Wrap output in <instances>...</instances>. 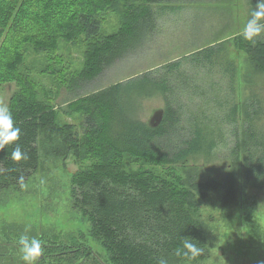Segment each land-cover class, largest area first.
<instances>
[{
  "label": "trees",
  "instance_id": "trees-1",
  "mask_svg": "<svg viewBox=\"0 0 264 264\" xmlns=\"http://www.w3.org/2000/svg\"><path fill=\"white\" fill-rule=\"evenodd\" d=\"M249 1L254 11L257 0ZM182 2L187 0H0V85L17 83L8 108L15 126L21 129L19 140L0 150V192L21 189L19 178L23 176L25 185L38 171L41 134L45 138L59 136L57 153L65 161L73 157L78 164L71 179L74 206L91 224L88 236L79 232L67 241L57 234L35 235L44 246L38 264H86L87 259L95 264H158L161 258L167 264H200L210 256V227L194 210L201 205L197 197H207L210 188L205 189L193 177H180L177 165H190V160L200 155L211 158L219 146V136L209 128L211 120L206 115L196 113L187 120L188 126L183 125L181 115L185 112L177 100L178 87L168 81L170 74L179 77L183 60L198 67L221 64V69L234 77V60L223 41L163 64L157 69L158 75H153L154 70L146 71L126 83L120 81L93 91L65 109L56 108L54 102L58 86L72 79L94 80L156 32L165 8ZM116 11L122 13L121 25L117 31L106 33L104 21ZM233 41L264 70L263 38L252 43L237 32ZM77 43L85 46L83 67L55 82L56 88L39 87L35 72L40 70L54 78L65 64L58 51ZM196 73L193 78L181 73L180 78L194 79ZM136 80L140 84L133 91ZM126 93L139 97L162 94L166 108L160 125L151 127L138 117L134 100ZM244 106L247 140L242 157L243 182L247 187L263 188L264 132L256 124L263 105L251 98ZM237 112L238 104L230 105L223 120L236 123ZM66 114L82 116V134ZM242 143L239 139L233 148L235 166L241 158ZM17 144L27 153V160L11 159ZM236 182L234 175L228 190L234 195L231 207L238 202ZM88 237L96 240L103 252L95 249ZM18 238L8 236L7 242H1L7 243L11 257L18 248V244L12 247ZM184 239L203 249L202 255L192 261L177 256Z\"/></svg>",
  "mask_w": 264,
  "mask_h": 264
},
{
  "label": "rangeland",
  "instance_id": "rangeland-1",
  "mask_svg": "<svg viewBox=\"0 0 264 264\" xmlns=\"http://www.w3.org/2000/svg\"><path fill=\"white\" fill-rule=\"evenodd\" d=\"M170 6L163 10L154 34L94 80L72 79L71 83L62 87L54 86L55 82L69 76L71 70L83 67L85 46L82 43L66 45L68 47L58 51L64 57L65 64L57 70L54 78L42 74L40 70L35 72V78L39 87L56 88V108L59 106L65 109L70 102L85 98L93 91L120 81L126 83L130 77L146 71L154 70L153 75H158L157 69L163 64L186 55L192 56L212 43L223 41L229 57L234 60V77L221 69V64L198 67L188 60L182 61L178 70L179 77L176 73L170 74L168 83L177 85V100L185 112L181 115L183 125L188 126L187 120L192 119L196 113L206 115L211 120L209 128L214 129L219 136V146L211 152V158L200 155L196 160L191 159L190 165H177L178 175L182 178L193 177L201 185L204 184L205 189L210 188L206 190L209 194L207 197H197L201 205L197 207L198 210L194 209L210 227V256L200 264H264V187L244 185L242 161L247 140L244 105L251 98H256L263 105L256 124L258 130L264 132V70L250 60L247 52L237 49L233 41L234 35L241 33L251 17L252 5L249 0H187ZM172 6H176V9H171ZM121 16V11L109 13L104 21V31H117L121 25ZM193 72H197L194 79ZM181 73H188L192 78H180ZM139 84L138 80L134 82L133 91L138 89ZM17 88L15 81L0 85V106H9L10 98ZM126 96L133 98L136 115L146 122L153 110L166 108L162 94L139 97L126 93ZM235 103L238 104L237 122L223 120L230 105ZM66 115L68 120L78 124L77 129L82 134L79 125L82 116ZM239 139L243 142L241 158L235 166L233 148ZM59 140V136L45 138L41 134V165L38 171L21 189L12 187L0 192V264H24L19 252H16L18 248L11 257L7 243L5 245L1 242H7L8 236L19 237L25 234L26 229L29 236L57 234L64 241L79 232L88 236L91 231L88 216L74 206L70 193L71 179L78 164L73 157L65 161L57 153ZM53 146L55 150H52ZM173 174L177 173L173 171ZM234 175L237 177L236 190L239 194L237 204L231 207L234 195L228 194V190ZM190 186L195 187L198 194L202 193L196 185ZM88 240L95 249L103 252L96 240L89 237ZM16 245V242L13 243V249ZM84 263L95 264L92 259Z\"/></svg>",
  "mask_w": 264,
  "mask_h": 264
},
{
  "label": "clouds",
  "instance_id": "clouds-1",
  "mask_svg": "<svg viewBox=\"0 0 264 264\" xmlns=\"http://www.w3.org/2000/svg\"><path fill=\"white\" fill-rule=\"evenodd\" d=\"M243 39L256 43L258 38L264 37V0H257L256 9L252 12L251 17L243 26L240 33ZM21 129L15 126V121L11 110L6 106H0V150L5 146L18 141ZM11 159L14 161L27 160L28 155L17 144L11 153ZM21 187H24V178H19ZM27 229L25 234H21L17 240L18 252L24 264H38L43 255V242L36 236H29ZM203 249L198 247L190 239L182 241V248L177 249L176 255L182 256L186 260L192 261L201 256ZM158 264H167V260L161 258Z\"/></svg>",
  "mask_w": 264,
  "mask_h": 264
},
{
  "label": "water",
  "instance_id": "water-1",
  "mask_svg": "<svg viewBox=\"0 0 264 264\" xmlns=\"http://www.w3.org/2000/svg\"><path fill=\"white\" fill-rule=\"evenodd\" d=\"M165 115V108H158L153 110L150 119L147 121L151 127H157L162 122Z\"/></svg>",
  "mask_w": 264,
  "mask_h": 264
},
{
  "label": "flooded vegetation",
  "instance_id": "flooded-vegetation-1",
  "mask_svg": "<svg viewBox=\"0 0 264 264\" xmlns=\"http://www.w3.org/2000/svg\"><path fill=\"white\" fill-rule=\"evenodd\" d=\"M9 254V253H8ZM11 254V253H10Z\"/></svg>",
  "mask_w": 264,
  "mask_h": 264
}]
</instances>
